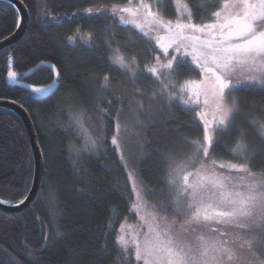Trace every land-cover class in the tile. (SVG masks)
Instances as JSON below:
<instances>
[{"label":"trees","instance_id":"obj_1","mask_svg":"<svg viewBox=\"0 0 264 264\" xmlns=\"http://www.w3.org/2000/svg\"><path fill=\"white\" fill-rule=\"evenodd\" d=\"M21 1L27 5L31 18L22 40L0 50V98L16 100L31 113L45 158V171L41 192L34 204L21 212L9 213L0 209V264H118L122 252L118 243L121 224L133 217L132 205L134 200L137 201V189L146 191L148 202L160 198L159 192H155L159 189L169 194L175 192L182 204L191 201L192 195L198 196L206 203L196 204L195 208L189 203V207L192 205L190 212L193 215L199 213L201 223L182 232L188 238L195 235L199 239L201 236L198 243H219L220 251L227 244L245 250L248 247L264 264V207L261 206L264 135L257 131L255 123L264 121V82H245L238 88L240 104L237 114L226 131L214 132V143L208 155L222 159L224 167L196 165L185 177L187 179H182L180 186H174L169 180L168 166L175 160V153H179L178 144L191 143L189 139L193 137L204 138L205 120L208 129L213 125L203 104L192 95L189 87L177 88L178 96L165 110L160 123L144 122L147 143L139 163L123 158L117 143L112 142V127L121 120L116 90L125 87L131 96L138 93L136 88L139 86L141 89L153 88L155 79L149 69L155 66L159 71L155 75L159 74L163 80L166 74L161 65L177 55L176 45L165 53L158 47L156 39L169 35L167 29L156 21L172 20L174 9L171 2L166 1L167 5L154 9L153 17H148L145 9H140L135 17L142 25V29H138L121 22L120 16L125 20L130 18L128 13L111 11L113 2L125 0ZM188 1L193 8L190 22L198 26L211 24L212 17L225 2L223 0L219 6V0ZM19 18V11L13 3L0 0V41L18 29ZM260 20L252 21L257 32L264 31ZM185 35H196L202 40L210 38L207 32H185ZM217 38L220 39L218 35ZM114 45L123 51L127 60L134 58L137 61L139 68L136 72L129 73L114 62ZM197 47L207 51L200 45ZM192 49L191 40L181 42V53L189 55L180 62L182 66L176 68L177 74L173 77L178 80H189L202 73L192 60ZM42 61L52 62L59 68L61 82L53 95L35 99L31 90L19 82L23 80L34 85L54 82V72L47 65L22 78ZM11 69L19 75L12 82L9 80ZM230 71L229 67L226 70L228 80ZM74 107L92 109L93 115L98 107L103 108L112 133L107 135V141L100 149L77 151L78 133L69 115ZM201 113L206 114L203 119ZM246 130L251 132L248 140L254 141L256 148L246 154L245 170H239L230 167L227 160L238 158L233 148L240 138H247ZM138 143L143 145L139 139ZM200 146L209 147L205 141L204 144L198 143ZM34 164L35 155L26 123L18 112L0 106L2 199L19 202L30 192L35 178ZM237 192L245 197L251 194L257 199L241 205ZM203 205H214L215 209L222 211L240 209L250 215L237 214L231 217L233 224L216 227L221 217L215 212L207 214ZM144 208L148 210L147 206ZM205 215L210 218L205 220ZM164 230H167L165 223L157 227L150 223L145 226V235L161 237ZM222 230L226 233L222 234ZM249 237L257 238L261 248L249 246ZM145 242L144 254L149 239Z\"/></svg>","mask_w":264,"mask_h":264},{"label":"rangeland","instance_id":"obj_2","mask_svg":"<svg viewBox=\"0 0 264 264\" xmlns=\"http://www.w3.org/2000/svg\"><path fill=\"white\" fill-rule=\"evenodd\" d=\"M166 1H170L172 8L174 9V16H172L173 30L174 26L177 22L181 24H192L191 18L193 15V8H191V4L188 0H125L113 2L111 5V11L113 8H121V7H131L134 9H145L141 7V5H147L150 7L151 11L154 12V9L164 7L167 5ZM223 0H219V6ZM245 0H225V2L220 6L218 12L221 13L220 17H216L215 15L212 17L213 21L211 24L222 22L224 16L226 15H236L243 13V3ZM248 3L258 4L259 0H247ZM100 11H104L100 9ZM118 12V11H117ZM217 12V11H216ZM260 23L262 24V28H264V17L261 18ZM195 25V24H194ZM219 30V29H217ZM185 32L194 33L191 29H185ZM216 39L217 36H216ZM113 57L115 58L117 55L123 56L125 59V63L128 67H125L129 73L136 72L139 68V64L134 58H129L127 60L126 55L123 54V51L118 48L117 45L113 46ZM134 61V63H133ZM182 64H178V67H181ZM155 67V66H153ZM142 68V66H141ZM156 68V67H155ZM157 69V68H156ZM230 79L228 82L232 86L230 89L225 91V102L228 106L233 107V100L235 101L234 110L230 116L231 119L237 114L239 108V93L237 89L242 87L245 82H255L261 83L264 82V56H257L253 58H244L239 60H234L233 66H230ZM158 71V70H157ZM159 72V71H158ZM163 72L166 74L162 80L159 74H154L151 72L150 77L155 79L154 87L151 89L142 88L139 86L136 88L138 93H135L131 96L128 95L125 87H119L115 95L117 99V108L118 114L120 115V130L117 131V126L112 127L114 129L112 139L116 138L117 145L119 149L123 153V158H130L134 163H139L143 154L146 151V125L148 120L154 121L155 123H160L165 110L170 108V103L176 100L178 96L177 88L178 87H186L187 81H204L207 77V82L205 83V89H210L212 83L214 82V77L211 73H205L202 69V73H198L195 76L190 77L184 80H178L175 76L177 74V70L169 72L164 69ZM172 74V75H171ZM145 76L143 75L142 78ZM162 77V76H161ZM188 87V86H187ZM190 88V87H189ZM104 93L105 91L102 90ZM208 100V103L205 104V100ZM180 100L183 101V98L180 97ZM198 100L203 104L205 112L210 116L209 118L213 121V125L208 129V134L215 138L214 127L215 121L213 120V112H214V99L211 95V91L209 94L205 96L201 93L198 96ZM200 103V104H201ZM73 114H82L83 118V126L77 124L73 121ZM71 121L74 124L75 131H77V151H88L93 149H100L102 144L106 143L107 135L112 133L108 127L104 116V111L102 107H98L93 115L92 109H79V107H74L71 109V113L69 114ZM219 113L216 114V120L219 119ZM166 116V115H165ZM145 122V123H144ZM257 125V131L264 135V121L255 122ZM157 129V128H156ZM153 129V130H156ZM141 132V136L140 135ZM250 131L246 130L245 134L247 138L242 137L238 141L243 140L245 148L243 152L234 151L238 158L227 160L229 161L227 164L229 165H237V166H245L247 163V155L254 148V141H249L248 137L250 135ZM138 139L143 142V145L138 143ZM91 140H95V144L91 143ZM189 140L190 142H182L178 144L179 153H175V160L168 166L171 183L174 186H180V182L183 178L190 175L191 171L196 168V165H203L210 168L212 164L221 165L222 159L217 157H205L203 151L204 147H198V144H194L196 141L198 143L202 142L204 144V139L199 137H193ZM237 143L235 144L233 150L236 148ZM195 146V147H194ZM208 154H210V147H208ZM239 154V155H238ZM246 155V156H244ZM242 156V159L241 157ZM225 159V158H224ZM171 171V172H170ZM143 192V193H142ZM158 196L160 197L157 201L155 199L147 201L146 191L136 190V199L137 201H133L132 205V214L133 217L130 218L127 222H123L120 236L124 237L125 243L121 244L122 252L120 255L118 264H145L144 258L137 259L136 254L139 249L141 252V256H147L150 264H167L168 255L164 248L168 247V241L172 242V247L175 251L181 253L184 256L186 264H262L259 258H257L248 247L239 248L235 244H227L222 249H230L233 258L231 260L228 259V253L224 251H220L218 249V245L211 243H198L201 236L195 238V235H191V239L188 238L183 231H186L188 228H192L193 225H199L201 222L199 219H194L197 215L196 213L193 215L192 205L189 207V203L193 204V208H195L196 204L202 205V203H206L205 201H201L198 199V196H191V201L187 204H182L178 201V195L176 193H167L166 190L159 189ZM148 193V192H147ZM143 204H142V203ZM213 204V202H208ZM144 206H147V214ZM262 208L264 207V199L261 201ZM207 214L209 213H218L224 211H232L231 209H224V211L220 209H215L213 206H205L203 205ZM257 213V211L255 212ZM162 218L159 219V218ZM234 217V216H233ZM157 220H160L158 222ZM220 223H216V227L223 226L225 227L227 224H233L234 220L231 217H221L220 220H217ZM161 226L165 223L167 225V230H164L163 235L149 238L148 235H145V226H149V224ZM227 227V226H226ZM251 231V230H249ZM222 234H225L226 231L222 230ZM203 232L202 234H204ZM207 236H210L209 233H205ZM246 238V233H242ZM217 236H220L217 232ZM149 239V244H145L146 240ZM193 241V242H192ZM248 244L252 248L260 247L257 238L249 237ZM260 242V241H259ZM261 248V247H260ZM151 251V255H147L148 251ZM198 250V251H197ZM175 259V258H173ZM199 262V263H197Z\"/></svg>","mask_w":264,"mask_h":264},{"label":"snow or ice","instance_id":"obj_3","mask_svg":"<svg viewBox=\"0 0 264 264\" xmlns=\"http://www.w3.org/2000/svg\"><path fill=\"white\" fill-rule=\"evenodd\" d=\"M141 7L145 8L146 14L148 17H153V13L149 6L141 5ZM243 13L236 15H226L223 18L222 22L207 24V25H194V24H181L177 22L174 26L171 21L164 22L163 20L156 21L162 27L166 28L169 35L167 37L157 36V44L165 53L168 52V49L173 45H176L177 55L172 56L171 59L168 60L167 64L161 65V68L168 70L169 72L175 71L178 64L185 60V58L189 55L188 53H181V42L183 40H191L193 42L192 49V60L195 61V65L199 69H203V71L207 73H211L214 77V82L211 85L210 89H205L204 85L207 82V77L204 81H187L186 86L190 87L192 95L199 96L203 93L205 96L209 94L211 91V95L214 99V112H213V120L215 121L214 131H226L227 126L230 123V116L234 110L235 101L233 100V107H230L225 102V91L230 89L232 86L228 82V78L226 75V70L230 67L231 62L234 60H239L241 58H255L257 56H264V31L257 32L253 28V20L264 17V0H259L258 4L248 3L247 0L242 5ZM91 11V10H89ZM113 13L119 11L121 13H128L129 19L125 20L124 16H120V20L125 24H132L138 29H142V25L137 22L135 17L139 13V9H134L131 7H121V8H113ZM216 17H220L221 13L216 12ZM185 29H191L193 32L204 33L207 32L209 39H201L196 35H185ZM217 29L219 32L217 33ZM147 36V33H143ZM219 35L220 39H216V36ZM197 45L202 46L207 49V51H202ZM159 59V58H157ZM115 63H118L121 67H128L125 63V59L123 56L117 55L114 60ZM134 63V61H133ZM54 67V66H53ZM224 70V71H220ZM150 72L156 73L157 69L152 67L149 69ZM10 78H15L16 73L10 72ZM105 81L108 80V77L105 76ZM34 91L41 92L44 89H34ZM187 103V101H185ZM208 103V100H205V104ZM219 113V119L216 120V114ZM205 113H201L200 116L203 119L205 117ZM72 119L77 124L83 126V118L82 114H73ZM205 134L204 141L210 147L214 143V137L208 134V121L205 120ZM264 127V126H262ZM120 130V125L117 124V131ZM113 144L117 143L116 138H113ZM91 143L94 145L95 140H91ZM194 144H198V142L194 141ZM245 148L243 140L238 141L236 148L234 151L243 152ZM204 155H208V147L203 148ZM224 167V165H221ZM232 168H239V170H245L243 166L231 165ZM187 179V178H185ZM236 196L239 197V204L243 205L246 201H254L257 198L253 195H248L247 197L243 196L241 193L237 192ZM55 197H53V200ZM264 199V196L261 197ZM23 203V201H21ZM233 203H236L233 201ZM237 214L240 215H250L249 212L242 211L240 209H236L233 211H224L216 213L217 216L220 217H233ZM199 218V213L194 217V219ZM210 217L207 215L204 216V219L207 220ZM118 243H125L124 237H118ZM168 247L164 248L168 255L167 264H186L185 258L181 255L180 252L175 251L171 246L172 242L168 241ZM224 252L228 253V259L231 260L233 255L229 249H222ZM147 255H151V251L149 250ZM136 258L139 260L144 258L145 264H150L147 256L142 257L141 252L138 249ZM175 258V259H173Z\"/></svg>","mask_w":264,"mask_h":264},{"label":"water","instance_id":"obj_4","mask_svg":"<svg viewBox=\"0 0 264 264\" xmlns=\"http://www.w3.org/2000/svg\"><path fill=\"white\" fill-rule=\"evenodd\" d=\"M6 1H8L9 3H13V5L16 6V8L19 11L20 18H19V23L17 26L18 29L15 32H13L12 35L7 36L4 39H2V41H0V50H2V48L4 47L13 45L19 42L20 40H22L23 36L26 34L28 30V27H29L28 24L31 18L29 9L23 1L21 0H6ZM46 65L52 68L54 72V77L56 78L54 82L48 83L47 85H38V84L34 85L27 81L24 82L23 80L19 82L21 86L27 88L28 90H31V92L34 94L35 99H45L48 96L53 95L54 93L58 91V87L60 86V82H61L60 70L54 63L49 62V61L39 62L29 71H27L25 75L22 76V78L35 73L38 68L42 66H46ZM11 72H15V71L11 69ZM18 77L19 75L16 73V77L14 79L9 77V80L11 82L16 81ZM37 88L44 89V91H41V92L34 91V89H37ZM0 106L8 107L14 112H18L19 115L22 117L30 133L31 144L33 147V154L35 155V164H34L35 165V172H34L35 178L31 186L32 188L30 192L25 197H23V199H21L19 202L8 201L0 197V209H2L5 212H9V213L10 212H21V210H25L28 207H30L32 204H34L39 198L38 196L40 195L42 184H43V179H44L45 158H44L41 144L38 141V133L36 131L35 122H33L32 115L28 111V109H26L24 105L17 102L16 100L14 101L8 98H5V99L0 98ZM2 200L7 201L8 205L5 204ZM21 201H23V203H21Z\"/></svg>","mask_w":264,"mask_h":264},{"label":"bare ground","instance_id":"obj_5","mask_svg":"<svg viewBox=\"0 0 264 264\" xmlns=\"http://www.w3.org/2000/svg\"><path fill=\"white\" fill-rule=\"evenodd\" d=\"M5 204H7L8 205V203L6 202V201H4V200H2Z\"/></svg>","mask_w":264,"mask_h":264},{"label":"flooded vegetation","instance_id":"obj_6","mask_svg":"<svg viewBox=\"0 0 264 264\" xmlns=\"http://www.w3.org/2000/svg\"><path fill=\"white\" fill-rule=\"evenodd\" d=\"M218 37H219V35H218ZM197 98H198V96H197Z\"/></svg>","mask_w":264,"mask_h":264}]
</instances>
